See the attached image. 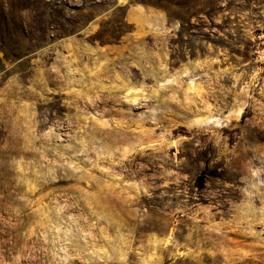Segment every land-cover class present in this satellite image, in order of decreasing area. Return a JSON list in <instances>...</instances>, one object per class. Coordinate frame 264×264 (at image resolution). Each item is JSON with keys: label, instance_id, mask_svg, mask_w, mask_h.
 Instances as JSON below:
<instances>
[{"label": "rangeland", "instance_id": "rangeland-1", "mask_svg": "<svg viewBox=\"0 0 264 264\" xmlns=\"http://www.w3.org/2000/svg\"><path fill=\"white\" fill-rule=\"evenodd\" d=\"M0 41V264H264V0H0Z\"/></svg>", "mask_w": 264, "mask_h": 264}, {"label": "crops", "instance_id": "crops-1", "mask_svg": "<svg viewBox=\"0 0 264 264\" xmlns=\"http://www.w3.org/2000/svg\"><path fill=\"white\" fill-rule=\"evenodd\" d=\"M158 18H160L159 15L136 6L129 8L126 14V20L135 24L141 30H145L153 23L154 20H157Z\"/></svg>", "mask_w": 264, "mask_h": 264}, {"label": "trees", "instance_id": "trees-1", "mask_svg": "<svg viewBox=\"0 0 264 264\" xmlns=\"http://www.w3.org/2000/svg\"><path fill=\"white\" fill-rule=\"evenodd\" d=\"M0 43L3 45L2 41H0Z\"/></svg>", "mask_w": 264, "mask_h": 264}]
</instances>
